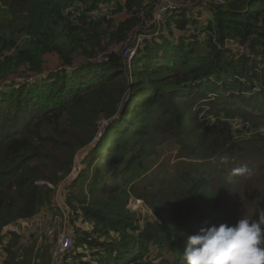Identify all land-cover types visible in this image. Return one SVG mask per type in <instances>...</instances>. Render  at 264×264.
I'll return each instance as SVG.
<instances>
[{
	"label": "trees",
	"instance_id": "16d2710c",
	"mask_svg": "<svg viewBox=\"0 0 264 264\" xmlns=\"http://www.w3.org/2000/svg\"><path fill=\"white\" fill-rule=\"evenodd\" d=\"M176 1L179 12L128 64L123 44L153 0H0L2 264H52L37 233L1 232L58 214L48 184L61 183L90 145L84 169L64 187L75 235L70 264H185L187 237L200 228L243 214L258 220L264 0ZM103 53L109 61L94 60ZM47 56L56 57L55 69H46ZM167 144L179 161L136 181ZM132 198L153 220L128 207Z\"/></svg>",
	"mask_w": 264,
	"mask_h": 264
},
{
	"label": "built area",
	"instance_id": "2783aa9c",
	"mask_svg": "<svg viewBox=\"0 0 264 264\" xmlns=\"http://www.w3.org/2000/svg\"><path fill=\"white\" fill-rule=\"evenodd\" d=\"M154 7L152 16L147 18L141 25H139L127 39L125 47L122 49L127 53H131L129 62L135 55L136 51L147 40L157 36L160 30L164 27L166 18L173 13H178L182 8V2L176 0H153ZM230 47L243 54L244 49L236 42L231 41ZM119 46L113 48L117 50ZM111 52V51H110ZM109 52V53H110ZM123 54L124 57H126ZM73 180V179H72ZM58 214L50 212L45 216H36L29 220H20L16 224L5 227L1 234H15L19 236H26L37 233L40 238L54 239L57 233L54 249L52 251V264H67L71 260V251L74 249V230L69 226L70 214L68 208L63 204L56 207ZM60 216V217H59ZM61 219L63 220L61 224ZM3 253L0 252V264L3 263Z\"/></svg>",
	"mask_w": 264,
	"mask_h": 264
},
{
	"label": "clouds",
	"instance_id": "9594fccd",
	"mask_svg": "<svg viewBox=\"0 0 264 264\" xmlns=\"http://www.w3.org/2000/svg\"><path fill=\"white\" fill-rule=\"evenodd\" d=\"M185 264H264V210L258 220L202 227L187 237Z\"/></svg>",
	"mask_w": 264,
	"mask_h": 264
},
{
	"label": "rangeland",
	"instance_id": "374dc122",
	"mask_svg": "<svg viewBox=\"0 0 264 264\" xmlns=\"http://www.w3.org/2000/svg\"><path fill=\"white\" fill-rule=\"evenodd\" d=\"M200 9L202 10V8L200 7ZM153 11V10H152ZM152 16V12L151 14L148 16L149 18ZM205 16H207V14H205ZM147 17V18H148ZM204 18V17H203ZM198 20V19H197ZM201 22H203V19L202 20H199ZM117 46H113L112 48H115ZM118 51V49L116 50ZM237 51V50H236ZM245 53V52H244ZM243 53V54H244ZM122 54H126V51H123ZM102 56L98 55L94 60L96 61H103V62H107L109 61V53H107V56L105 53L101 54ZM126 58H127V61L130 59V56H131V53H127L126 55ZM46 69L47 70H52V69H55L57 67V59L55 56H47L46 57ZM128 64H130V62L128 61ZM128 68V71L131 69L130 66L127 67ZM132 80V76L129 75V81ZM97 125L99 126V128L102 130L103 128V125H106V122L104 121V119L101 118V120H99L97 122ZM172 145L171 144H167L165 146L162 147L163 150H165V152L161 153L159 158H158V161L157 163L154 165L155 168H153L152 170H149L147 171L146 174H143L139 177V179H137L136 181H139V180H144L147 179L148 177H146L147 174H150L152 173L153 170H155L156 168H159V166L164 163L165 160L168 161V163H170L171 165L172 164H176L179 160L177 159L178 158V155H177V149H169ZM93 146H89L88 148H83L81 149L80 151H78L74 158H73V162H72V166H71V169H70V172L68 173V175L65 176L64 180L61 181V183H59L57 186H53V185H50L48 183H46V185L48 184L49 185V188L50 189H53L54 191V194H53V198H54V204H55V207H57L58 205L62 206V202L63 204L67 207L66 205V198H65V194H66V189L64 188L65 187V184L70 182L72 179H75L79 173L81 172V170L84 169V166L82 165V160L85 158V156L89 153V150L92 148ZM169 149V150H168ZM43 184H45L44 182H42ZM134 198H132L129 203H128V207L139 214V216H142V217H147V219L149 220H153L154 216H153V213L151 212V210L149 209V207L147 205H145V203L141 200H133ZM234 206V203L232 204ZM254 209L252 210V214L254 217H258L260 215V212L261 210H264V199L255 207L253 206ZM232 213L235 215V216H238L240 213H241V208H240V211H239V208L236 206L234 208V210L232 211ZM241 217L245 218L246 215L243 214V215H240ZM144 218V219H145ZM246 219H249L250 221H256L255 218H248L246 217ZM79 219H72L71 220V224L73 221H78ZM143 220V219H142ZM158 224H160V220H157ZM70 223V221H69ZM140 224L142 225V222L140 221ZM79 225L81 226L82 224L79 223ZM82 227H87L85 225H83ZM38 236H36L34 238L35 240V243L37 244V247L39 249H42L41 246H44L46 248H49L50 251L53 250L54 246H55V242H56V238L54 239H44V238H37ZM27 237H24V243L28 245V243H31L28 239H26ZM103 241V240H101ZM151 259H153V261H158L160 259V257H155V253L151 254ZM155 259V260H154ZM72 262V260H70L67 264H70Z\"/></svg>",
	"mask_w": 264,
	"mask_h": 264
}]
</instances>
